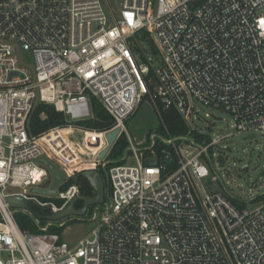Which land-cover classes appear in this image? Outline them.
<instances>
[{"label":"built area","instance_id":"2783aa9c","mask_svg":"<svg viewBox=\"0 0 264 264\" xmlns=\"http://www.w3.org/2000/svg\"><path fill=\"white\" fill-rule=\"evenodd\" d=\"M91 97L110 129L28 134L37 100L74 121L91 116ZM144 99L163 129L140 148L124 123ZM196 104L227 112L234 131L213 136L222 118L200 125ZM170 108L186 133L167 130ZM116 128L127 146L107 167L98 155ZM242 132L264 139V0H0V264H264V200L232 195L217 173ZM42 157L65 176L54 196L35 192L52 183ZM85 170L107 171V192L86 210L90 235L70 244L48 216L79 195L64 184Z\"/></svg>","mask_w":264,"mask_h":264},{"label":"rangeland","instance_id":"374dc122","mask_svg":"<svg viewBox=\"0 0 264 264\" xmlns=\"http://www.w3.org/2000/svg\"><path fill=\"white\" fill-rule=\"evenodd\" d=\"M195 109L198 117L197 122L200 125H204L205 121L208 120L205 113L222 118L213 129V136L234 131L231 127L232 118L224 110H215L202 104H196ZM158 125V114L147 99L138 105L135 112L124 123L125 133L140 148L149 146L147 135L154 132ZM248 135L249 133L246 132L236 133L227 140L230 149L227 151V162L224 167L217 170L221 179L227 183L229 192L245 202L264 193V139H247ZM130 162L128 159V163ZM257 176H259L257 182L249 187L248 183L255 180ZM57 222L60 224L67 223V226L62 230V237L70 244L89 236L95 226L93 213L90 210L82 216L72 215L59 219Z\"/></svg>","mask_w":264,"mask_h":264},{"label":"trees","instance_id":"16d2710c","mask_svg":"<svg viewBox=\"0 0 264 264\" xmlns=\"http://www.w3.org/2000/svg\"><path fill=\"white\" fill-rule=\"evenodd\" d=\"M90 111L91 116L86 119L81 120H70V118L62 111H59L55 108L54 104L46 103L40 100H37L33 109L29 115L27 122V131L30 136H38L47 130L54 127H67L73 126L78 128H86L91 130H107L110 129L114 123L112 117L108 114V112L102 107V105L98 102V100L94 97L90 98ZM162 122L166 126L169 133L173 136L181 135L187 132V126L177 113L174 108H170L169 110L162 113ZM163 126L161 122L157 127L158 131H162ZM127 146V140L124 133H122L114 142V145L110 149L106 160H108L107 167L120 163V159L123 155V151ZM154 148L157 152L163 149H168L163 143L158 142L155 144ZM103 177H106L107 171H100ZM72 179L68 180L64 186L70 184ZM79 184V195L80 196H93L94 191L91 188L89 182L84 178L80 177L78 179ZM256 200H264V193L258 195ZM76 208H81L83 203L81 200H77L75 202ZM242 206V205H237ZM16 219L22 229L30 228L31 230H35L34 226L30 223V219L22 214H16ZM67 226V223H64L60 227H51L49 229L50 232H56L59 235H62V230Z\"/></svg>","mask_w":264,"mask_h":264},{"label":"water","instance_id":"95a60500","mask_svg":"<svg viewBox=\"0 0 264 264\" xmlns=\"http://www.w3.org/2000/svg\"><path fill=\"white\" fill-rule=\"evenodd\" d=\"M119 131L120 129L116 128L110 131L108 134H106L107 145L99 153L98 155L99 159H103L107 155V153L110 151L111 147L114 145L115 139ZM255 138L260 139L261 137L258 134H251V135H248L247 137V139H255ZM39 161L48 168L50 175L52 177V183L49 189L35 190V192L42 194V195L54 196L56 193L57 187L61 186L64 183L65 176L60 168L55 166L45 157L40 158ZM80 176L84 177L89 182L91 188L94 191V195L93 196H80V195L76 196L73 200L70 201V203L63 210L57 213L50 214L48 216L49 220L57 221L59 219L72 216V215L82 216L86 213V210L89 206L94 205V204L103 203L105 195H106L105 193L107 192V184H108L107 178L103 177L101 173L96 172L94 170H85V171L80 172L79 174H76L73 177L72 181L74 183H77ZM258 179H259V176H257L256 179L253 180L252 182H249L248 186L252 187V185L255 184ZM77 200H81L83 203L82 207L78 209L74 205ZM6 201L11 207H14V208H19V207L27 208L28 207V202L23 200L20 197H15V196L7 197ZM49 209H50L49 206H46L45 208H43L44 211H48ZM2 228L3 227L0 226V229Z\"/></svg>","mask_w":264,"mask_h":264},{"label":"flooded vegetation","instance_id":"af4514ba","mask_svg":"<svg viewBox=\"0 0 264 264\" xmlns=\"http://www.w3.org/2000/svg\"><path fill=\"white\" fill-rule=\"evenodd\" d=\"M77 174H79V173H77ZM80 177H81V176H80ZM80 177H79V178H80ZM105 194H106V193H105ZM77 209H78V208H77Z\"/></svg>","mask_w":264,"mask_h":264}]
</instances>
